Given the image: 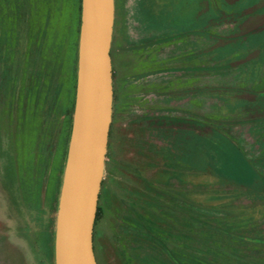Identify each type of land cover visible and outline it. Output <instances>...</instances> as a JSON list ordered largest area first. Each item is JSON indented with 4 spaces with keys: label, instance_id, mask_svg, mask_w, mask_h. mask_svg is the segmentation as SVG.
<instances>
[{
    "label": "rangeland",
    "instance_id": "374dc122",
    "mask_svg": "<svg viewBox=\"0 0 264 264\" xmlns=\"http://www.w3.org/2000/svg\"><path fill=\"white\" fill-rule=\"evenodd\" d=\"M38 12L0 0V264H55L65 78ZM112 46L101 264H264V0H115Z\"/></svg>",
    "mask_w": 264,
    "mask_h": 264
},
{
    "label": "water",
    "instance_id": "95a60500",
    "mask_svg": "<svg viewBox=\"0 0 264 264\" xmlns=\"http://www.w3.org/2000/svg\"><path fill=\"white\" fill-rule=\"evenodd\" d=\"M115 0H82L77 94L56 223L55 264H98L94 233L113 121Z\"/></svg>",
    "mask_w": 264,
    "mask_h": 264
},
{
    "label": "trees",
    "instance_id": "16d2710c",
    "mask_svg": "<svg viewBox=\"0 0 264 264\" xmlns=\"http://www.w3.org/2000/svg\"><path fill=\"white\" fill-rule=\"evenodd\" d=\"M38 5V15L44 20L49 15L51 17L48 26L49 41L48 44L55 51V55L60 57L62 69L64 73L65 84V98H64V120L61 124V131L59 134L58 150L61 157V169H59L58 179L55 178V188L52 194L51 210L53 217L49 221V230L54 240L55 227H56V212L59 202V191L62 183L63 170L65 168L67 154L69 149V142L71 138L73 126V114L75 106V97L77 91V66H78V53H79V38L81 28V15H82V0H35ZM111 57L113 61L114 71V104H113V122L118 116L120 108L127 104L131 94L130 89H125L122 79L125 77L124 71L133 69L130 60L124 55H118L112 46ZM113 124V123H112ZM107 157L109 158L110 147L108 146ZM106 169L110 170L109 163H106ZM107 186L106 179L103 180L102 190ZM102 190L99 199L98 213L95 224L94 233V247L98 264H101L97 254V247L95 238L97 235V228L99 227L102 216ZM180 264H183L180 262Z\"/></svg>",
    "mask_w": 264,
    "mask_h": 264
}]
</instances>
